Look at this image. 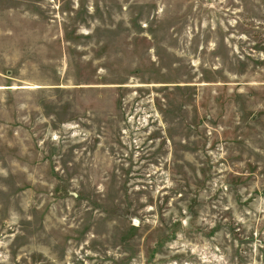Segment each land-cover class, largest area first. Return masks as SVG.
Here are the masks:
<instances>
[{"label":"rangeland","instance_id":"obj_1","mask_svg":"<svg viewBox=\"0 0 264 264\" xmlns=\"http://www.w3.org/2000/svg\"><path fill=\"white\" fill-rule=\"evenodd\" d=\"M0 264H264V0H0Z\"/></svg>","mask_w":264,"mask_h":264}]
</instances>
